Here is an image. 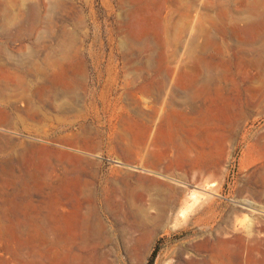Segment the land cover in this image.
Here are the masks:
<instances>
[{
    "label": "rangeland",
    "instance_id": "1",
    "mask_svg": "<svg viewBox=\"0 0 264 264\" xmlns=\"http://www.w3.org/2000/svg\"><path fill=\"white\" fill-rule=\"evenodd\" d=\"M0 7L38 45L0 42V264H264V0ZM66 43L75 89L45 67Z\"/></svg>",
    "mask_w": 264,
    "mask_h": 264
},
{
    "label": "crops",
    "instance_id": "2",
    "mask_svg": "<svg viewBox=\"0 0 264 264\" xmlns=\"http://www.w3.org/2000/svg\"><path fill=\"white\" fill-rule=\"evenodd\" d=\"M13 9L11 7H0V14L2 13H12ZM18 12L28 13L29 7H25L22 9H19ZM35 24L33 23L32 26H30V23H16L13 20L9 21H0V42H2V47H9L13 45L16 41H27L28 44H25L23 47L22 55L25 56L27 51L35 52L38 48L37 45V39H36V33H35ZM61 53L56 52L55 54H52L50 57H46L44 60H46V70L50 68V77L51 79L57 78V77H66L67 80V89H75L72 88V84L74 80L80 85V81L82 77H80L78 74L67 76L70 69L73 68H81L83 69L85 67V60L82 57L77 56L78 54L72 53L73 55L70 57L67 53H64L63 51L67 50V43L65 45H62L60 47ZM11 74V73H10ZM18 76L25 77L29 76L28 72L20 71L16 73ZM46 76H48V73H46ZM13 80H11L10 77L5 76L4 79H0V92L1 88H5L8 86H12L11 84ZM29 99L35 98L34 100L38 102V104L43 105L46 102V91L45 89L42 90V86H39L36 90L30 91V94L26 95ZM42 100H41V99ZM41 101V102H40ZM104 108H109L108 106L104 105ZM2 115L5 117L6 115L0 110ZM29 111L28 113H30ZM36 113L34 112V115H30L32 117H36ZM8 118V116H6ZM5 117V118H6ZM4 121L0 122L3 123ZM161 136L163 135V132L160 133ZM178 136V134L176 135ZM81 135L71 136L70 138L66 139V142H70L74 144L75 146H84L85 144L80 140ZM120 142H122V145H124V140L120 139ZM126 184V183H125ZM145 188H147L148 182L142 183ZM156 187H158V190H162V196L161 199L158 201L160 204V207L158 211H161L157 216L155 217H165V210H167L168 207L175 208L176 205V194L175 191H172L170 188H168L165 184H156ZM156 203V202H155ZM154 203V204H155ZM150 217V216H148ZM153 217V216H151ZM156 232V231H155Z\"/></svg>",
    "mask_w": 264,
    "mask_h": 264
},
{
    "label": "bare ground",
    "instance_id": "3",
    "mask_svg": "<svg viewBox=\"0 0 264 264\" xmlns=\"http://www.w3.org/2000/svg\"><path fill=\"white\" fill-rule=\"evenodd\" d=\"M210 248H211V250L214 252L213 257H214V259H215V261H216L215 264H224V257H223V255H222V253H220V252L217 250V247L215 246V244L212 243V244L210 245Z\"/></svg>",
    "mask_w": 264,
    "mask_h": 264
},
{
    "label": "trees",
    "instance_id": "4",
    "mask_svg": "<svg viewBox=\"0 0 264 264\" xmlns=\"http://www.w3.org/2000/svg\"><path fill=\"white\" fill-rule=\"evenodd\" d=\"M155 255H156V252L153 253L150 263L153 262V258L155 257Z\"/></svg>",
    "mask_w": 264,
    "mask_h": 264
}]
</instances>
